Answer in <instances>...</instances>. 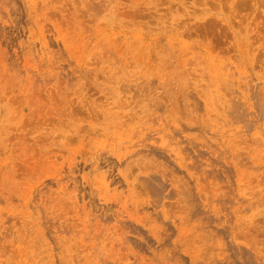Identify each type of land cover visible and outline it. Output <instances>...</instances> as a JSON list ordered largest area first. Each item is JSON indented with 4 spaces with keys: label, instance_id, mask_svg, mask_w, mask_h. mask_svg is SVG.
Listing matches in <instances>:
<instances>
[{
    "label": "rangeland",
    "instance_id": "1",
    "mask_svg": "<svg viewBox=\"0 0 264 264\" xmlns=\"http://www.w3.org/2000/svg\"><path fill=\"white\" fill-rule=\"evenodd\" d=\"M0 264H264V0H0Z\"/></svg>",
    "mask_w": 264,
    "mask_h": 264
}]
</instances>
